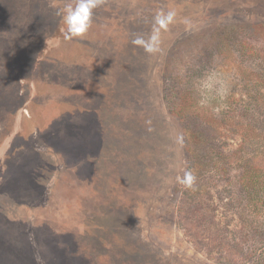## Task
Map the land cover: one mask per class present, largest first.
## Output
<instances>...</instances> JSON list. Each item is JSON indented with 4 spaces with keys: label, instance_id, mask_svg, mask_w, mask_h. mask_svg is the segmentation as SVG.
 Here are the masks:
<instances>
[{
    "label": "rangeland",
    "instance_id": "1",
    "mask_svg": "<svg viewBox=\"0 0 264 264\" xmlns=\"http://www.w3.org/2000/svg\"><path fill=\"white\" fill-rule=\"evenodd\" d=\"M75 3L0 0V264H264V0Z\"/></svg>",
    "mask_w": 264,
    "mask_h": 264
},
{
    "label": "clouds",
    "instance_id": "2",
    "mask_svg": "<svg viewBox=\"0 0 264 264\" xmlns=\"http://www.w3.org/2000/svg\"><path fill=\"white\" fill-rule=\"evenodd\" d=\"M102 0H76L75 6L68 4L64 9V23L67 25L65 39L71 40L74 37H82L88 31L92 23L93 9H95ZM174 12H169L166 16L158 14L155 23L158 27L153 30V35L145 40L137 37L132 41L133 44L142 46L146 52H154L157 50L160 28H166L172 22ZM192 177L187 176L186 183L191 184Z\"/></svg>",
    "mask_w": 264,
    "mask_h": 264
},
{
    "label": "trees",
    "instance_id": "3",
    "mask_svg": "<svg viewBox=\"0 0 264 264\" xmlns=\"http://www.w3.org/2000/svg\"><path fill=\"white\" fill-rule=\"evenodd\" d=\"M209 158L214 161L215 166H220L223 163L224 172L227 171V166L224 163L227 158L225 153L219 152ZM241 185L253 201H264V156L251 157L243 167Z\"/></svg>",
    "mask_w": 264,
    "mask_h": 264
}]
</instances>
